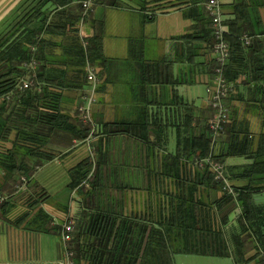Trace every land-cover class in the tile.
Returning a JSON list of instances; mask_svg holds the SVG:
<instances>
[{
  "label": "crops",
  "instance_id": "1",
  "mask_svg": "<svg viewBox=\"0 0 264 264\" xmlns=\"http://www.w3.org/2000/svg\"><path fill=\"white\" fill-rule=\"evenodd\" d=\"M38 1L0 0V37ZM205 1L97 0L84 16L78 0L61 7L48 2L45 12L51 30L42 35L47 45L39 54L38 68L46 79H53L60 86L52 89L60 93L61 113L78 130L82 126L90 130L87 136L78 138L57 128L48 131L47 126H39L48 135L44 150L50 158H25L31 166L26 184L19 188L25 178L20 175L0 192V203L7 201L8 205L4 213L0 211V264H59L65 257L62 225L71 221L72 231L77 234L96 212H106L116 222L132 226L159 224L168 216V203L176 201L174 196L179 193L177 184L182 178L193 176L184 171L179 179L164 174L163 156L174 153L177 132L185 131L182 125L190 114L197 132L213 115L207 99V90L213 83L212 47L196 41L197 54L187 61L185 46L179 39L210 21ZM235 1L221 0L224 20L234 17ZM243 1L249 5L248 33H254L250 42L254 38L260 46L264 45V0ZM100 23L104 24L102 46L106 62L90 64L98 80L91 126L80 121L77 113L89 90L85 75L78 73V51L80 44L85 45L97 33L96 24ZM37 24L35 21L32 27ZM260 58L264 62V57ZM170 62L174 63L168 67ZM232 84L233 91L225 100L229 121L223 135L217 138L213 153L219 156L229 183L239 188L249 184L241 173L252 164L253 157L227 155L226 150L231 137L238 141L247 138L252 155L264 144V80L242 74ZM143 122L153 124L149 127V143L136 134L109 131L114 123L136 126ZM134 130L144 134L138 128ZM156 133L166 139L162 148L154 143ZM87 158L92 162L87 178L76 189L69 188L70 170ZM220 196V191L205 188L201 198L211 203ZM255 197L264 204V191ZM27 211L30 221L38 212L47 219L15 225L13 220ZM240 212L238 204L234 207L228 203L219 209L220 226L230 254L226 258L236 264L232 253L239 236L243 243V260L239 264H262L264 240L258 243L249 232H243L238 226ZM148 231L149 228L133 227L112 231L111 239L123 236L125 240L108 243L109 248L113 246L111 255L121 245L126 258L129 257L143 244ZM175 255L183 254L173 255L174 264Z\"/></svg>",
  "mask_w": 264,
  "mask_h": 264
},
{
  "label": "trees",
  "instance_id": "2",
  "mask_svg": "<svg viewBox=\"0 0 264 264\" xmlns=\"http://www.w3.org/2000/svg\"><path fill=\"white\" fill-rule=\"evenodd\" d=\"M51 1L54 6L61 7L73 0H39L33 9L27 12L3 37H0V175L3 176L0 177L2 179L0 192L3 186L20 175L29 178L31 166L25 162V158L36 161L40 158H50V154L44 150L48 135L39 129L40 125L47 126L48 131L57 128L70 132L78 138H84L90 130L88 126H82L78 130L70 122V118L61 113L60 93L52 89L60 88V86L55 80L46 79L42 69L37 67L35 71L41 83L39 89H28L23 92L17 89L20 79L27 73L22 67L23 61L35 58L40 63L39 54L47 45L42 35L48 34L51 30V23L48 22L45 12L48 2ZM233 8L234 17L224 20L227 28L224 39L229 45L230 56L224 67V76L228 81L233 82L242 74H251L254 79L263 81L264 62L260 55L264 57V45L260 46V42L254 38L251 39L252 42L245 45L241 39L243 34L248 33L249 5H246L243 0H236ZM35 21H38V24L32 27ZM200 26L198 31L179 38L185 46L187 61H192L197 54V46L194 45L196 41L205 42L208 47L214 44L210 21ZM103 27V23L96 24L97 33L88 38L85 45H79L78 73L85 75L87 64L106 62L102 46ZM248 34L250 37L254 36L252 32ZM255 45H258L257 50ZM32 46L36 48L35 52L32 51ZM173 63L170 62L167 66H172ZM192 123L190 114L188 121L177 127L185 126V131L177 132L174 153L163 156L164 174H170L179 179L181 171H184L185 174L193 176L187 180L182 178V182L177 184L179 193L174 196L176 201L170 200L168 203V216L163 221L160 220L159 224L132 226L122 221L116 222L106 212L91 214L89 222L80 226L79 233L72 232L68 245L69 251L73 253L74 264H81V262L84 264H174V254L226 258L230 254L220 226L222 217L219 215V209L228 203L234 204V207L238 204L240 207L238 226L243 232H249L258 243H263L264 204L258 203L255 195L264 191V144L259 146L252 155L247 138L243 137L238 141L235 137H231L226 150L227 155L253 157L252 164L244 168L241 173V176L248 179L249 184L239 188L231 184L235 194L231 195L223 191L224 184L215 179L211 170L197 164L198 160L208 157L209 154L219 161L220 159L213 153L217 141L213 144L209 127L206 125L197 132ZM114 124L109 130L111 133L125 131L136 134L144 142L149 143L148 133L152 123L143 122L136 126L125 123ZM157 125L155 127H158ZM137 128L144 134H139V131L135 133L134 129L137 130ZM11 133L14 134L13 137H10ZM156 135L154 143L162 148L166 139L161 133ZM8 142L10 145L6 147L5 144ZM91 163V159L87 158L70 170L69 188L76 189L82 184L88 176ZM185 174H183L184 177ZM205 188L220 191L221 196L208 203L201 198ZM6 202L0 203V211L3 213L8 207ZM29 205L33 206L31 203ZM28 215V211L22 213L13 220V223L17 226L24 222L30 225L31 222L35 223L42 217L47 219L42 212L36 213L32 221L27 218ZM126 227L149 228V231L144 236L143 244L129 257L126 258L119 243L117 253L112 256L113 246L109 248L108 243L112 241L111 243L115 244V240H125V237L111 239L109 235L112 231L125 230ZM107 235L108 237H105ZM235 240L236 245L232 254L235 263L239 264L243 260V243L239 236Z\"/></svg>",
  "mask_w": 264,
  "mask_h": 264
},
{
  "label": "built area",
  "instance_id": "3",
  "mask_svg": "<svg viewBox=\"0 0 264 264\" xmlns=\"http://www.w3.org/2000/svg\"><path fill=\"white\" fill-rule=\"evenodd\" d=\"M97 0H79L78 3L81 6L83 16L89 13L92 8L97 4ZM206 13L210 17V25L213 30L214 44L212 46V55L214 65L212 67L213 71V83L212 86L208 88V106L212 110V117L208 120L207 127H209L211 132V138L216 142L217 138L223 135L225 131V125L229 121V112L225 104V100L231 94L234 88V84L228 81L224 76V67L229 61V45L225 41L224 36L226 33V28L224 25V13H222V3L221 0H206L204 3ZM250 36L243 35L242 41L245 45L250 43ZM32 51L35 52L36 48L31 47ZM22 67L26 69V75L22 76L20 79L17 89L18 91L23 92L28 89H39L41 83L38 81L37 76L35 75L36 68L38 67V62L35 58L30 59L29 61H23ZM86 79L89 83V90L83 97V104L77 108L78 117L80 121L84 124L92 126V117H91V106L96 100L95 92L97 85V77L94 71V68L90 64H87L86 68ZM8 99V97H7ZM199 166H206L214 174L216 180H219L224 184L223 191L235 195L231 183L226 178V170L224 169L223 164L213 158L210 154L204 159L197 161ZM27 179H21L20 187H23L26 184ZM61 239L65 249V257L63 261L59 264H73L72 251H69V242L72 238V222L67 221L61 227ZM262 264H264V251L261 252Z\"/></svg>",
  "mask_w": 264,
  "mask_h": 264
},
{
  "label": "rangeland",
  "instance_id": "4",
  "mask_svg": "<svg viewBox=\"0 0 264 264\" xmlns=\"http://www.w3.org/2000/svg\"><path fill=\"white\" fill-rule=\"evenodd\" d=\"M12 137V135L10 136ZM10 142L5 144L6 147H9ZM21 185V183L19 184ZM99 193L98 191L96 192ZM89 198V197H88ZM27 202H24L26 204ZM27 207V204H26ZM176 260L175 264H234L230 258H218V257H204V256H187V255H175Z\"/></svg>",
  "mask_w": 264,
  "mask_h": 264
}]
</instances>
